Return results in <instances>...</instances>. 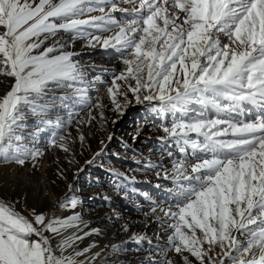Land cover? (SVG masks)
Listing matches in <instances>:
<instances>
[{
  "label": "snow or ice",
  "instance_id": "6c2138e0",
  "mask_svg": "<svg viewBox=\"0 0 264 264\" xmlns=\"http://www.w3.org/2000/svg\"><path fill=\"white\" fill-rule=\"evenodd\" d=\"M79 40L119 54L125 67L107 87L115 110L130 92L137 103L160 101L161 115L173 117L161 126V139L181 154L164 173L176 186L173 203L160 209L166 244L153 249L147 235L131 237L148 243L149 264H264V114L236 119L248 106L264 113V0H0V76L12 81L0 95V163L32 161L38 170V133L70 125L89 89L104 83L77 59ZM29 115L37 127L25 133ZM50 145L70 151L55 132ZM80 203L75 195L55 201L72 212L61 217L29 209L23 192L8 195L0 185V264H92L100 254L78 243L92 233L68 234L80 230Z\"/></svg>",
  "mask_w": 264,
  "mask_h": 264
},
{
  "label": "rangeland",
  "instance_id": "374dc122",
  "mask_svg": "<svg viewBox=\"0 0 264 264\" xmlns=\"http://www.w3.org/2000/svg\"><path fill=\"white\" fill-rule=\"evenodd\" d=\"M123 6L130 7L129 5ZM116 15L119 18L122 14L116 13ZM81 41L79 40L77 43ZM74 50H78L79 53L80 46L75 45ZM104 53L108 54L104 56ZM77 58L89 67V78L100 75L104 81V83L89 89L92 96V107L100 109L95 107L97 103H100L103 106H109L113 112L109 114L108 111L105 122L95 131L91 129L92 126L88 122L89 116L86 113L79 114L70 125L65 123L61 129L45 127L44 131L37 135L36 146L43 151V155L39 158L38 170H34L32 161H29L23 168L17 166L18 173L16 175H20L21 171L26 172V170L31 173L37 172L44 165L48 176H50L48 184H53L52 186L58 191L63 190L62 198L66 195L79 197L81 203L77 209H81L89 215L95 214L96 210L103 206H110L112 208H107L106 213L116 216L117 219L120 214H122V218H125L131 213L135 215L134 222L142 225L145 219L138 220L142 213L145 218L150 219L155 214L152 213L153 208L167 209L173 203V197L176 195L175 184L170 178L163 177V174L165 171L171 172L169 168L172 167L174 160L180 158L181 154L174 141L167 138L161 139V137H165L161 126L170 124L173 117L171 113L161 115L158 111L160 101L137 103L130 92L128 93L130 103L126 105H124L123 97H118L122 104V110L124 107H128L123 111L115 110L107 87L111 84L113 73L119 74L125 66L114 49L85 50ZM11 82L10 78L0 76V95L7 91ZM132 83L134 84V81ZM124 90V88L121 89V91ZM195 107L199 108V106ZM154 108L157 110L153 111ZM80 112H84V109H80ZM65 114L67 115V110L59 112L63 118ZM214 114V110L207 113L210 117ZM85 118L87 119L85 120ZM237 119L241 120L240 117ZM64 120L67 121L65 118ZM81 120L84 122L77 123ZM36 127L37 117L29 115L27 128L23 131L32 133L35 132ZM53 132L57 136L66 137L70 148L69 152L50 145ZM80 134L85 136L83 144L79 140ZM110 134L113 137L111 140L108 139ZM101 141L104 142L103 145ZM102 148L103 152H101ZM169 152L172 153V156H169ZM97 153L101 154L96 155ZM87 161H92V163L89 164ZM0 165L6 164L0 163ZM60 171H63L66 178H61L58 175ZM12 174L11 171L9 176ZM15 184L0 178V185H3V191L8 195L20 194ZM106 197L107 199H105ZM70 212V210L61 209L60 212L55 213L57 216L64 217L68 216ZM145 213L148 215L146 216ZM158 215L163 221L167 219L160 210ZM163 221L159 223V226L166 228L167 224ZM114 223L111 226L114 224L119 229L120 224H123L124 221L118 219ZM153 227L157 228L156 225ZM124 229L120 232L117 231L116 235L120 236L119 241L113 240L107 243V245L121 243L118 245L121 249L118 252L114 251L113 245L109 247L113 249L111 253L108 254L107 249L103 250L104 247H100L101 235L91 242L90 245H94V247L88 255L91 256L97 249L96 253L100 254L92 264L99 262L102 264H149V261L146 262L141 258L144 257L141 251L146 247L149 250L150 246L145 242L142 245H137L135 241L131 240L134 233L140 234V228L131 229L127 226V231ZM162 235L164 241H167L168 230ZM155 242L160 245L163 240L159 238ZM138 248L139 251H137ZM138 254L141 255L138 256Z\"/></svg>",
  "mask_w": 264,
  "mask_h": 264
},
{
  "label": "bare ground",
  "instance_id": "6f19581e",
  "mask_svg": "<svg viewBox=\"0 0 264 264\" xmlns=\"http://www.w3.org/2000/svg\"><path fill=\"white\" fill-rule=\"evenodd\" d=\"M112 33H104L105 36L107 35H111ZM80 46L81 51H79V53L81 54V52H84L85 50H97V49H104L105 48L101 47V46H97L96 48H90V47H85V41H81L80 43H75V45ZM74 45V46H75ZM74 50V49H73ZM76 52H78V50H74ZM108 53H104V56H106ZM78 59V58H77ZM122 83V82H120ZM88 95L90 97V101L88 106L86 107H80V106H76L75 110L79 112V114L81 113H86L89 116V112H91V115L95 117V119L91 120V122L89 123V125H91V129H93L94 131L101 125H103V123L105 122V118L107 116V113L109 111L113 112V110L109 107V106H105L102 109H95L94 107H92V103H91V95L88 92ZM128 106L124 107L123 110L125 108H127ZM249 110H247V112H245V114L243 116H239L241 120L247 121L249 120H253V118H256L257 116H260L264 113H262L261 109L259 108H255V107H251L248 106ZM93 108V109H92ZM80 109H84V112H80ZM92 109V110H91ZM122 110V111H123ZM103 112V119H101L100 116V112ZM122 113V112H121ZM112 116V115H111ZM76 117V116H75ZM74 117V118H75ZM237 117V118H239ZM64 118L67 119V115H64ZM236 118V119H237ZM87 118H85L86 120ZM89 120V118H88ZM248 120V121H249ZM86 126V125H85ZM89 127V126H88ZM105 127V126H104ZM84 129V127H83ZM1 166V165H0ZM30 169V168H29ZM169 169H172V167H170ZM14 170V171H13ZM13 172V174L11 176H9L10 172ZM18 167L16 165H2L0 167V178L1 180L4 181H12V184L16 182V188L18 193L23 192V194L27 197V207L28 208H35L38 211H45L46 213H49V210H51L52 212H56L57 211H61V209L59 208H54V202L57 200L62 199V195L64 192L62 191H58V189H56L55 187H53L51 184H48L49 182V177L48 173L46 172V169L44 168V165L41 167V169L37 172L34 171V173H31L29 170H26V172L21 171L20 175H16L18 172ZM25 171V170H24ZM30 177V182H26V178ZM163 177H165V175L163 174ZM107 208H112V207H107V206H103L102 208H99L96 210L95 214H89L87 215V213L83 210H79L76 209L75 211L78 212L81 216V223L79 229L82 230H78V229H71L69 230L68 234L72 233V232H78V234L83 235L84 232H91V235L86 236L83 241L78 242L79 243V247L80 248H84L87 247L91 244V242H93V240L95 238H97V236L101 235V239H100V247H104L103 250L107 249L108 254L111 253L113 251L112 248H109L110 245L113 244H108V242L110 241H119L118 239H120L119 235L117 234V231L120 232L122 231L123 228H125L124 226H129L131 229L134 228H140V234H145L147 235V237H149L152 241V248L155 249V246L157 245V243L155 242L156 239L163 240L162 244H160V246H164L166 244V241H164L163 239V235L162 233H166L167 231V227H160L159 223H161V221H163L161 219V216L158 215V212L160 209H158L157 207V211L156 213L150 218H145L143 216V213L141 215V217L138 219L140 221L141 218H144L145 220L143 221V224L140 225L137 222H134L135 220V215L134 214H129L127 217H121L122 214H120L119 216V220L124 221V223L120 224L119 229L114 226V222L116 220H118L116 218V216L111 215L110 213H106ZM55 213V214H56ZM163 213V212H162ZM72 214V212L69 213V215ZM158 217L160 219H158ZM114 223L112 226L111 224ZM117 225V224H116ZM156 225V229L155 226ZM95 229L97 231L92 232V230ZM78 230V231H77ZM114 237V238H113ZM145 243H147L145 241ZM121 243H117L116 246L120 245ZM148 244V243H147ZM99 247V248H100ZM98 250V249H97ZM97 250H94L93 253H96ZM158 251V249L156 250ZM142 255L144 257H141L144 261H148V256H149V251H148V247L144 248L143 251H141ZM141 255V254H140ZM138 254V256H140ZM176 259H180L177 258ZM98 264H102V263H98Z\"/></svg>",
  "mask_w": 264,
  "mask_h": 264
}]
</instances>
